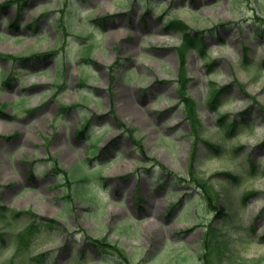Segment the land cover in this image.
Masks as SVG:
<instances>
[{"label":"rangeland","instance_id":"1","mask_svg":"<svg viewBox=\"0 0 264 264\" xmlns=\"http://www.w3.org/2000/svg\"><path fill=\"white\" fill-rule=\"evenodd\" d=\"M0 110V264H264V0H0Z\"/></svg>","mask_w":264,"mask_h":264},{"label":"trees","instance_id":"2","mask_svg":"<svg viewBox=\"0 0 264 264\" xmlns=\"http://www.w3.org/2000/svg\"><path fill=\"white\" fill-rule=\"evenodd\" d=\"M7 1H10V0H7ZM11 1H14V0H11ZM11 3V2H10ZM8 4V2H7ZM6 4V5H7ZM7 6L3 5V8H6ZM168 24V22H167ZM169 26L172 27L173 30L175 31H181L184 39L182 41V44H181V57H183V60H184V63L186 61V53L187 51L190 49V48H197L201 51H205V46H204V43L202 41L201 38H197V36H194L191 34L190 30H189V25H186L184 21H182L181 19L177 18V19H172L169 21ZM184 75H185V71H183L182 73V78H184ZM182 93H183V100L186 101V107H187V117L188 119L192 122L193 125H198L200 123V120H199V116H198V111L196 109V100L189 96H187V90H186V87L183 86L182 88ZM223 95V89H216L215 92H213L212 96H211V100H210V103H209V106L211 107V109L213 108H218L219 105H220V99ZM220 120V125L222 128H226V131H225V135L227 136H230V135H233L235 130H237V128L241 127L242 125H245V123L247 122H243V121H235V123H229L226 119V115L222 116L219 118ZM207 141V144L214 150H216L218 153H222L224 152L223 151V146L221 144H217V143H211V141L209 140H206ZM258 168V166H255L253 165L252 166V173L255 172V170ZM222 178H224L226 181L228 180L229 182H233V183H238V181L241 179V176L239 174H234L230 171H227V172H219V174ZM200 182V180H199ZM198 182V183H199ZM203 183H206V181L204 182H200V184L202 185L203 188H205L204 192H203V195L205 197V200L209 203V205H211L212 207H215L216 206L214 205L215 203V199H213V196L212 194L210 193L209 189H208V186L203 184ZM249 194H252V192H250ZM247 194V195H249ZM246 195V196H247ZM3 208L5 206H2ZM1 207V208H2ZM13 214H16L18 215L19 214V211H13ZM226 215V214H225ZM0 216L2 217H5V214L3 213H0ZM228 216V215H226ZM47 225H49L51 228H53V225L48 223ZM48 226V227H49ZM40 229V226L38 224H35V222H32L30 223L24 230L22 231H19L16 235V241H17V251L21 252L24 248H26L28 246V243L29 242H26V240L29 238H31L35 232H37V230ZM216 232L219 233L220 229H215ZM218 233H213L214 235L218 234ZM0 236L2 238H4V233L2 231H0ZM95 240H92V242H94V244L99 248V249H102V247L104 249H107V250H113L112 248L115 246V244H111L110 242H107L105 239H101V238H94ZM220 244V239H219V242ZM219 246V245H217ZM40 256H44V254H40ZM36 258H38L39 256H35Z\"/></svg>","mask_w":264,"mask_h":264}]
</instances>
